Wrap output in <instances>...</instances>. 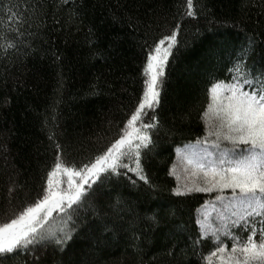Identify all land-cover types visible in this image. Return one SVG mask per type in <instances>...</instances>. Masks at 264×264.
I'll return each mask as SVG.
<instances>
[{"label": "trees", "instance_id": "trees-1", "mask_svg": "<svg viewBox=\"0 0 264 264\" xmlns=\"http://www.w3.org/2000/svg\"><path fill=\"white\" fill-rule=\"evenodd\" d=\"M185 2L0 0V220L38 198L55 155L50 135L71 145L72 159L85 162L115 135V125L141 92V44L174 26ZM185 19L161 88L162 128L142 160L158 187L150 189L132 173L102 177L104 183L93 185L95 194L79 209L80 227L66 252L49 247L38 253L42 264H203L199 255L206 256L211 245L198 247L195 256L186 245L199 228L196 208L210 196L175 197L177 180L168 171L178 161L175 149L204 135L199 115L208 81L228 76L246 37L255 41L248 69L264 70V0H200L196 17ZM16 20L24 21L19 40ZM118 198L124 211L110 215L111 230L103 231L97 212ZM148 209L164 219L160 229L149 232L137 222L133 230L136 215ZM173 246L175 256L168 254ZM0 264H34L33 254L21 250L0 257Z\"/></svg>", "mask_w": 264, "mask_h": 264}, {"label": "snow or ice", "instance_id": "snow-or-ice-1", "mask_svg": "<svg viewBox=\"0 0 264 264\" xmlns=\"http://www.w3.org/2000/svg\"><path fill=\"white\" fill-rule=\"evenodd\" d=\"M199 4L200 0L195 3L186 0L174 26L151 42L143 41L141 92L131 111L115 125V135L93 156L86 162L76 161L68 150L70 144L49 136L55 155L45 170V183L37 199L0 220V257L19 255L23 250L33 254L34 264H42L38 253L46 252L49 247L65 253L80 227L79 209L95 194L93 185L97 181L104 183L102 177L119 178L132 173L150 189L158 187L150 181L142 160L156 147L154 137L162 128L157 109L161 106V88L169 59L179 43L185 18H195ZM23 22L16 20L17 27L13 29L18 33L16 40L22 35L19 25ZM245 39L246 45H241L238 54L234 53L235 59L229 62L228 76L224 79L213 76L208 81L206 106L199 115L204 135L194 144L177 147L178 161L168 171L177 180V186L171 189L175 197L188 198L195 193L210 196L196 208L195 224L199 228L187 238L186 245L194 256L198 247L211 245L206 256L199 255L203 264H264V70L257 74L248 69L246 57L254 51L255 41L251 37ZM8 47L16 45L9 43ZM137 179L129 177L133 186ZM14 191V186L9 187V197ZM122 211L123 201L118 198L107 209L97 212L98 226L110 231L109 216H118ZM170 215L174 216L175 212ZM137 222L154 232L160 229L164 219L148 209L146 214L136 215L133 230ZM95 224L93 221L88 228ZM168 254L176 255L174 246Z\"/></svg>", "mask_w": 264, "mask_h": 264}, {"label": "rangeland", "instance_id": "rangeland-1", "mask_svg": "<svg viewBox=\"0 0 264 264\" xmlns=\"http://www.w3.org/2000/svg\"><path fill=\"white\" fill-rule=\"evenodd\" d=\"M194 144V143H193ZM177 174H179V169H177ZM181 182H183V180H181Z\"/></svg>", "mask_w": 264, "mask_h": 264}]
</instances>
